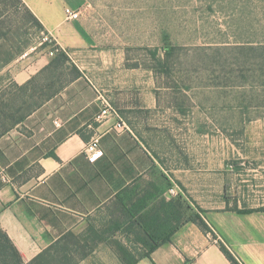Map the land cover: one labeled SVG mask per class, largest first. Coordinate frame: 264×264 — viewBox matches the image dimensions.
Listing matches in <instances>:
<instances>
[{"label": "crops", "instance_id": "crops-1", "mask_svg": "<svg viewBox=\"0 0 264 264\" xmlns=\"http://www.w3.org/2000/svg\"><path fill=\"white\" fill-rule=\"evenodd\" d=\"M70 4L80 9L75 0H61L57 19L46 15L43 25L83 77L28 117L26 133L17 128L0 139V226L25 261L95 223V236L104 237L93 249L101 264H124L111 241L133 252L134 239L148 248L150 235L170 239L137 264H232L220 243L240 264H264V211L201 206L205 210L197 214L210 231L186 222L193 203L171 195L164 161L146 146L138 127H127L129 114L131 124H139L143 114L155 112V95L120 102L114 89L97 83L103 66L88 61L93 41L85 23L64 17L63 7ZM50 60L43 56L17 70L14 81L25 84ZM104 101L113 109L108 116H102ZM94 138L104 155L90 163L86 148ZM93 257L80 264H94Z\"/></svg>", "mask_w": 264, "mask_h": 264}, {"label": "rangeland", "instance_id": "rangeland-1", "mask_svg": "<svg viewBox=\"0 0 264 264\" xmlns=\"http://www.w3.org/2000/svg\"><path fill=\"white\" fill-rule=\"evenodd\" d=\"M22 1L42 25L46 15L51 20L58 17L61 0ZM76 1L79 21L93 41L86 52L88 61L103 66L97 83L114 89L120 102L155 95V112L143 114L139 124H131L129 114L127 127H138L146 146L164 161L171 190L193 203L195 214L222 207L264 209V117L244 126L241 116L221 110V91L215 89L219 81L203 69L214 57L199 49L212 43L263 42L264 0ZM70 5L63 7L65 18V10L74 7ZM19 17L27 25L23 51L0 71L1 83L14 82L17 70L40 57L52 58L50 52L57 46L29 15ZM167 46L180 50L171 60L172 70L164 73L155 60L164 58ZM19 130L26 133L24 126ZM95 228L92 223L74 234L81 251L84 245L88 251L104 239L95 236ZM118 244L122 245L111 241L116 249ZM132 244L134 256L146 254V246L135 239ZM92 255L94 264H101ZM79 258L75 253L74 259Z\"/></svg>", "mask_w": 264, "mask_h": 264}, {"label": "trees", "instance_id": "trees-1", "mask_svg": "<svg viewBox=\"0 0 264 264\" xmlns=\"http://www.w3.org/2000/svg\"><path fill=\"white\" fill-rule=\"evenodd\" d=\"M29 15L33 22L44 32L41 22L31 13L22 0H0V71L5 70L23 51L22 36L26 33V24L22 13ZM180 47L167 46L164 58L155 60L158 69L164 73L172 70L171 60ZM206 53H212L211 62L204 65L206 72L213 75L215 89H220L223 99L221 110L241 116L242 125L264 117V41L212 43L200 47ZM54 56L49 64L36 76L23 85L0 80V139L11 131L23 126L25 121L45 104L59 96L69 85L83 77L81 70L68 54L58 45L53 48ZM158 56L157 50L153 53ZM157 70V69H156ZM217 75V76H215ZM232 96V97H231ZM231 100H228L230 99ZM186 222L197 224L204 232L210 228L204 219L193 212L188 203ZM264 211V209H260ZM248 213L251 210H235ZM170 238L159 240L150 235L145 241L148 252L139 257L123 245L118 244L117 253L124 264H137L141 259L149 258L152 252ZM79 241L73 233L62 237L31 262H26L21 252L0 226V264H80L93 254L88 245L78 248ZM81 243V242H80ZM221 251L232 264H240L231 251L220 243ZM80 251V252H79ZM75 253L80 258L75 260Z\"/></svg>", "mask_w": 264, "mask_h": 264}, {"label": "built area", "instance_id": "built-area-1", "mask_svg": "<svg viewBox=\"0 0 264 264\" xmlns=\"http://www.w3.org/2000/svg\"><path fill=\"white\" fill-rule=\"evenodd\" d=\"M66 19L68 21H76L81 18V12L80 11H74L70 8H67L65 10ZM49 37H45V41H48ZM50 56H54V52H50ZM104 106L102 110V116H108L113 113L112 107L108 104V102L104 101ZM57 126H59V122H55ZM120 129L123 130V125L118 126ZM86 155L88 157V160L90 163L97 162L103 155L104 151L100 148V140L99 138H94L87 146L86 148ZM171 195H176L175 190L170 191Z\"/></svg>", "mask_w": 264, "mask_h": 264}]
</instances>
